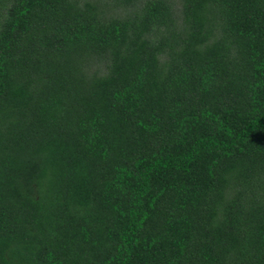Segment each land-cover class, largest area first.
<instances>
[{
    "label": "trees",
    "instance_id": "1",
    "mask_svg": "<svg viewBox=\"0 0 264 264\" xmlns=\"http://www.w3.org/2000/svg\"><path fill=\"white\" fill-rule=\"evenodd\" d=\"M0 264H264V0H0Z\"/></svg>",
    "mask_w": 264,
    "mask_h": 264
}]
</instances>
